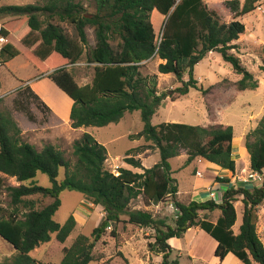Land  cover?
<instances>
[{
	"label": "trees",
	"instance_id": "trees-1",
	"mask_svg": "<svg viewBox=\"0 0 264 264\" xmlns=\"http://www.w3.org/2000/svg\"><path fill=\"white\" fill-rule=\"evenodd\" d=\"M94 1L96 11L91 15L84 13L80 4L68 0L52 1L43 7L33 4L0 7V16L19 18L17 23L1 26L0 35L6 36L9 42L2 49L0 64H7L20 56V48L24 47L44 64L40 72L49 71L48 66L60 65L46 78L73 100L70 120L74 129L105 127L120 122L126 113L141 111L144 129L139 136L153 143L161 160L146 169L140 161L129 158L127 162L130 165L144 172L135 173L121 168L120 175L115 176L105 167L106 147L91 134L84 133L74 142L77 161L72 164L53 145H46L38 151L24 141L12 116L0 111V175L15 178L19 183L17 186L5 185L0 176V193L3 190L7 193L12 208L8 211L0 205V236L16 251L2 264H38V260L31 256L36 248L50 243L53 235L58 242H66L77 225L74 216L71 215L64 224L54 220L62 206L60 195L65 190L82 193L92 204L101 206L105 215L90 235L80 234L71 246L64 247V256L59 264H91L96 243L107 228H117L123 216H128L131 224L155 232L154 242L148 246L161 255V264H179V260H171L175 249L169 240L183 238L193 227H199L217 242L214 256L221 262L233 254L239 259V264H264V244L256 225V208L264 202V181L261 186L242 184L228 187L220 201L208 199L185 204L177 199L179 185L172 176L170 160L185 150L189 164L202 158L211 165L234 173L233 127L172 122L153 125L152 118L157 109L167 97L173 99L174 96L165 92L158 94L155 78L150 79L142 73L151 60H162L158 71L174 74L182 84L177 92L184 96L191 89L199 88L195 67L209 53L217 52L236 74L242 76L234 84L237 90H256L258 81L255 76L232 53L238 49L235 42L245 33V24L239 20L221 22L218 14L210 10L204 0ZM260 2L245 0L242 7L236 0L229 4L239 17L257 10ZM154 11L165 17L160 37L151 22ZM43 12H57L61 22L75 27L79 40L70 38L60 24L41 21L39 16ZM88 26L95 28L96 45L89 57V62L94 64V76L90 83L79 85L69 67L77 64L84 54L88 45ZM112 41L117 42L115 46ZM185 75H188L186 81ZM25 91L39 101L44 110H51L29 84L24 87ZM28 115L33 121L34 117ZM245 147L250 155L251 170L263 174L264 116L247 135ZM61 169L65 173L59 182ZM38 173L47 175L52 186L38 185L35 181ZM217 180L229 183L228 179L221 177ZM37 194L51 198L52 202L35 209L34 201L27 198ZM139 195H143L148 205H157L171 198V203L178 209L174 225L165 219L155 218L150 212L130 210L131 202ZM239 196H242L244 205L243 222L239 232L235 233V202ZM20 207L28 210L23 217L19 215ZM216 210L221 212L216 222L208 217L200 218L201 212L207 214ZM112 234L116 236V231L113 230Z\"/></svg>",
	"mask_w": 264,
	"mask_h": 264
},
{
	"label": "rangeland",
	"instance_id": "rangeland-1",
	"mask_svg": "<svg viewBox=\"0 0 264 264\" xmlns=\"http://www.w3.org/2000/svg\"><path fill=\"white\" fill-rule=\"evenodd\" d=\"M52 1L65 0H0V7L28 4L43 7ZM68 1L80 4L87 15L94 14L96 11L94 0ZM204 1L210 10L218 14L221 22L230 23L233 20H239L245 24V33L235 42L238 49L233 50L232 53L238 56L242 65L255 76L258 88L247 91L237 90L234 84L242 76L236 74L232 66L217 52L209 53L195 67L194 74L199 88L191 89L184 96H180L177 92V88L182 84L174 74H161L158 71L162 60L153 59L142 69L144 76L150 79L155 78L158 94L165 92L174 96L173 99L167 97L157 109L152 118L153 125L172 122L204 127L232 126L234 129L233 158L236 161L234 173L211 165L202 158L189 164L185 150L181 151L180 156L170 160L172 176L179 185L177 199L185 204L190 201L208 200L209 190L214 189L216 184L224 186L226 190L228 187H238L242 184L261 186L264 181V171L260 174V180L250 177L253 171L250 168V155L245 147L247 135L258 126L264 116V1L261 0L260 7L254 12L239 17H236L237 11H233L229 4L235 0ZM236 1H239L242 7L245 0ZM39 17L41 21L60 24L70 38L79 40L75 27L68 22H61L57 12H43ZM18 20L19 18L15 16L3 15L0 16V26L7 27L9 24L17 23ZM151 22L157 36L160 37L165 17L154 11L151 13ZM10 28H13L12 25ZM86 33L88 45L84 48L83 56L77 64L69 67L79 85L90 83L94 76V64L89 62V57L96 45L95 28L88 26ZM112 43L115 46L117 42L112 41ZM20 49H22L20 56L0 67V111L12 116L21 130L24 141L35 146L38 151L46 145H53L74 164L77 161L74 155V142L84 133H89L106 147L108 154L105 167L112 173L118 171L116 167L143 173V169L135 168L127 162L129 158L140 161L141 165L143 162L148 168L160 162L159 150L153 146V143L146 142L139 136L144 129L141 111L126 113L120 122L101 128H72L71 123L66 119V114L69 112V97L51 79L46 78L60 65L48 66L49 71L40 72L44 64L24 47ZM40 78L43 79L39 80ZM184 80H188V75H185ZM29 81L33 86L29 84ZM28 84L54 111L44 110L39 101L35 100L28 91L23 92ZM28 114L34 117L33 121L29 119ZM198 172L201 176L197 175ZM64 173V169H61L59 182L64 178ZM0 176L5 185H19L15 178ZM217 177L228 179L229 183H220ZM35 181L43 187L52 186L49 177L42 173H38ZM27 199L34 201L35 209H41L52 202L51 198L40 194ZM60 199L62 206L55 214L54 220L64 224L73 215L77 222L76 228L65 243L58 242L53 235L50 243L43 244L41 248L33 251L31 256L38 260V264H59L64 256V247L71 246L80 234L90 235L105 215L101 206L92 204L78 191L65 190L61 193ZM10 201V197L3 190L0 193V205L3 209L12 210ZM170 204L171 198H168L157 205H148L143 195H139L131 202L130 210L150 212L155 218L165 219L168 224L174 225L175 216L169 207ZM235 206L237 222L234 231L238 233L243 222L242 196L238 197ZM19 211L20 217H23L28 210L20 207ZM220 214L219 210L207 214L201 212L200 218L208 217L210 221L216 222ZM256 220L257 232L264 244V202L256 208ZM113 230L116 231V236L112 234ZM154 235L153 230L142 229L131 224L129 217L123 216L117 228L114 226L107 228L101 240L96 243L94 261L91 264H161V255L151 251L148 246L149 243L154 242ZM178 240L181 251L172 253L171 260L177 259L179 264H239L233 254L228 255L223 262L216 258L214 256L216 241L199 227L191 228L183 238ZM11 247L10 243L0 237V258L9 252Z\"/></svg>",
	"mask_w": 264,
	"mask_h": 264
},
{
	"label": "crops",
	"instance_id": "crops-1",
	"mask_svg": "<svg viewBox=\"0 0 264 264\" xmlns=\"http://www.w3.org/2000/svg\"><path fill=\"white\" fill-rule=\"evenodd\" d=\"M36 79V78H35ZM30 82V81H29ZM29 84H31L32 86H33V84H32V82H30ZM33 88V87H32ZM69 97V96H68ZM72 105H73V100L69 97V112L66 114V119L71 123V120H70V112H71V108H72ZM51 108V110L52 111H54L53 109H52V107H50ZM69 117V118H68ZM205 163H207V162H205ZM208 164V163H207ZM142 165L145 167V168H148V167H146L145 165H144V163L142 162ZM214 189H217L218 190V192L219 193H221V195H222V193L225 191V187L224 186H221V185H219V184H216L215 185V187H214ZM205 196V195H204ZM209 196V195H208ZM178 198H179V194H178ZM210 199V198H209ZM180 200V199H179ZM1 237V236H0ZM2 238V237H1ZM179 240H178V238H172V239H170L169 240V244L175 249V251H181V245L179 244ZM217 243V242H216ZM48 244V243H47ZM12 246V245H11ZM42 246V245H41ZM41 246L40 247H38V248H36L34 251H36V250H38L39 248H41ZM16 251H15V249H14V247L12 246L11 247V249L9 250V252L7 253V254H3L2 255V257L0 258V264H2V262L4 261V259L5 258H8V257H11L14 253H15ZM32 253V252H31ZM230 255V254H229ZM236 262H239L240 263V261H239V259L238 258H236Z\"/></svg>",
	"mask_w": 264,
	"mask_h": 264
},
{
	"label": "built area",
	"instance_id": "built-area-1",
	"mask_svg": "<svg viewBox=\"0 0 264 264\" xmlns=\"http://www.w3.org/2000/svg\"><path fill=\"white\" fill-rule=\"evenodd\" d=\"M1 31H2V27L0 26V33H1ZM8 42H9V39L6 36L0 35V56H1L2 49L4 48V46ZM0 67H1V64H0ZM116 168L118 169V171L113 172V174L115 176H119L120 175V169H119V167H116ZM197 175L201 176V173L198 172ZM250 177L253 178L254 180H260V178H261L259 173H254V172L251 174ZM208 194H209L210 199H213L215 201H220L221 196H222L221 193H219L217 189L209 190ZM169 207H170L171 211L174 213L175 218H177V213H178L177 210L178 209L176 208V206L173 203H171ZM109 228H111V227H109Z\"/></svg>",
	"mask_w": 264,
	"mask_h": 264
}]
</instances>
